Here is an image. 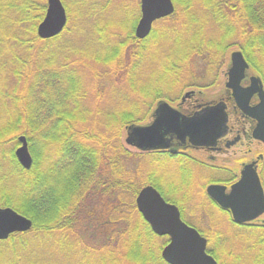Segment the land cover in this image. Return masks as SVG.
Instances as JSON below:
<instances>
[{"label": "trees", "instance_id": "1", "mask_svg": "<svg viewBox=\"0 0 264 264\" xmlns=\"http://www.w3.org/2000/svg\"><path fill=\"white\" fill-rule=\"evenodd\" d=\"M62 1L66 28L41 39L48 0H0V208L33 222L0 241V264H167L169 238L136 207L149 185L208 239L219 264H264V226L235 225L223 212L231 229L204 231L147 171L171 159L134 153L123 141L158 102L216 88L235 50L264 79V0H172L174 14L144 40L136 36L139 0L121 29L103 19L111 0ZM22 136L28 170L16 155Z\"/></svg>", "mask_w": 264, "mask_h": 264}, {"label": "water", "instance_id": "2", "mask_svg": "<svg viewBox=\"0 0 264 264\" xmlns=\"http://www.w3.org/2000/svg\"><path fill=\"white\" fill-rule=\"evenodd\" d=\"M237 1V0H228ZM142 17L136 27L137 38L144 40L152 32L154 23L171 16L175 12L172 0H141ZM68 24L66 7L62 0H48V9L43 22L38 27L41 39H51L60 35ZM250 65L242 51L231 55L226 88L240 109L258 122L255 138L264 142V86L261 77L251 78L252 86L242 87ZM187 92L183 99L191 96ZM254 95L259 96V104L250 108ZM228 114L223 103L208 106L191 116L162 100L158 102L148 124L131 125L126 129L125 142L140 152L168 150L176 139L182 143L189 140L194 147L214 148L228 132ZM20 147L16 151L20 164L30 169L33 158L26 137L19 138ZM234 142L233 144H235ZM175 152V151H174ZM222 185H211L208 195L223 209L230 210L238 224L253 222L264 215V188L254 165L246 166L241 178L230 193ZM137 209L152 231L159 237H169V243L162 251L167 264H219L208 252V241L194 227L181 217L179 208L166 201L154 186L144 187L136 199ZM33 227L31 219L10 207L0 208V241L9 239L15 233L29 232Z\"/></svg>", "mask_w": 264, "mask_h": 264}, {"label": "flooded vegetation", "instance_id": "3", "mask_svg": "<svg viewBox=\"0 0 264 264\" xmlns=\"http://www.w3.org/2000/svg\"><path fill=\"white\" fill-rule=\"evenodd\" d=\"M140 2V11H141V0ZM173 15V14H172ZM141 17H142V11H141ZM141 19V18H140ZM165 19V18H164ZM140 21V20H139ZM235 51H242V50H235ZM233 51V52H235ZM232 52V53H233ZM231 53V55H232ZM243 53V52H242ZM231 55L229 58V64L226 68V72L224 73L225 76V87L223 91L219 95H215L214 97H208V94L204 91H191L193 94L191 96L183 99L185 95H183L180 99V101L177 104H171L172 107L175 109H178L182 114L186 116H191L194 113L202 110L205 107L217 105L219 103H223L226 106V112L228 114V132L225 137L220 139L218 141V144L214 148H204V147H194L190 144L189 140L182 143L180 141H177L176 139L172 143V147L168 150L163 151H153L148 153H155L158 155H162L163 157H168L172 161H178L180 165L184 168L186 172L189 170L192 171V167L200 168V170L207 171V173H212L215 176L210 178L208 181H206L203 184L204 190V201L212 207L214 212H218L220 216H222L224 213L228 214L231 218V221L235 225H260L264 226V220L260 221V219L264 216H261L257 220L245 224H238L233 220V215L230 210H225L222 207H220L207 193V189L211 185H222L227 188L226 192L230 193L232 186L238 182L241 178V172L243 169L248 165H254L256 168L260 180L262 182L263 188H264V142L258 140L255 138V130L257 129L258 122L256 119L252 118L249 114H246L240 109L235 101V98L233 96V91L231 89L226 88V83L228 81V68L231 64ZM244 55V53H243ZM247 63L250 65V70L247 71L246 77L242 81L241 85L244 88H249L252 86L251 78L253 76H259L262 79L263 86H264V79L260 74H258L254 68V66L247 60L246 56L244 55ZM259 96L254 95L249 103L250 108H254L259 104ZM158 105V103H157ZM156 105V107H157ZM155 107V109H156ZM154 109V110H155ZM154 112V111H153ZM153 114V113H152ZM152 118V117H151ZM152 120V119H151ZM236 142L235 144H233ZM238 145H242L245 152V159H241L240 161V169L238 168V171H236L233 168H226L219 164V155H234L231 154V150ZM175 151V152H174ZM203 153L206 155V160H203L200 157L196 156V153ZM147 153V152H146ZM216 155V156H215ZM189 171V173H190ZM228 175L229 178H221L220 175ZM219 176V178L217 177ZM217 179H215V178ZM174 183H172L173 185ZM170 185V184H168ZM171 185V186H172ZM166 187V186H165ZM173 190L172 196H174L175 199H178L184 208V211H187V206H189V196L186 195L184 190L177 188V186L174 184V186L171 187ZM182 193V194H181ZM184 193V195H183ZM188 199V201H186ZM217 205H216V204ZM206 205V204H205ZM215 205V206H214ZM180 209V208H179ZM208 209H210L208 207ZM181 211V209H180ZM182 212V211H181ZM224 212V213H223Z\"/></svg>", "mask_w": 264, "mask_h": 264}, {"label": "rangeland", "instance_id": "4", "mask_svg": "<svg viewBox=\"0 0 264 264\" xmlns=\"http://www.w3.org/2000/svg\"><path fill=\"white\" fill-rule=\"evenodd\" d=\"M88 1H89L88 5H90L93 3L102 4L104 0H88ZM136 6L138 8V0H111L109 8L105 12L102 13L103 19L110 22L111 26H113L112 27L113 29H121L124 26H128V23L134 19L133 10L134 8H136ZM78 9H79L78 6L72 3L71 12H72V18L74 20V23L78 22V19H77ZM226 68L227 66L225 67L223 73L221 74V80L219 81V85L216 88L205 91L208 94L209 98L210 97L212 98L215 95H219L221 91H223L225 87V82H226L225 76H224V73L226 72ZM150 121L151 119L145 124H148ZM126 135L127 133L126 131H124L123 132L124 142L126 139ZM127 147L130 149V151L134 153H141L135 148H132L128 145ZM245 151L246 150L244 149L242 145H238L237 147L231 150V154H234V155H229V156L219 155V158H218L219 164L226 168L234 167V169L238 171V168L240 169V166H239L241 162L240 160L245 159V153H246ZM196 156L202 158L203 160H206L205 159L206 155H204L203 153L198 152L196 153ZM192 169H193L192 171L189 170L190 173L189 171L186 172L184 168L182 167V165L179 164L178 161L169 160L164 165L153 163L151 167H148L147 171L149 170V174L153 173V175H156V177H158L159 181L161 182L160 184L163 186H166L167 190L171 189V187L174 186L175 184L177 188L185 191L184 193L189 196V202H190L189 206H187V209H186L187 211H185L186 218L189 221H191L192 223L198 224L201 229L207 232H209V230H213L212 232L214 231L223 232L225 231V229L230 230L231 227L229 225V222H228V226L224 225L225 224L224 218H221L220 214L218 212H214L212 207H210L204 201L205 199L203 195L204 190L202 191L203 184L215 175L212 173H207V171L200 170V168H197V167H192ZM217 175H220V174H217ZM217 177L219 178V176ZM220 177L224 179L229 178L228 175H220ZM172 183L174 184L172 185ZM186 201H188V199ZM136 207H137V204H136ZM208 207L210 209H208ZM181 217H182V212H181ZM263 220H264V216L260 219V221H263ZM231 232L232 233L235 232V229L233 228ZM208 252L210 253L209 244H208ZM72 259L75 261L78 259V257H73Z\"/></svg>", "mask_w": 264, "mask_h": 264}]
</instances>
